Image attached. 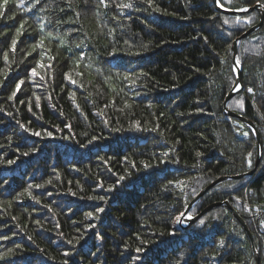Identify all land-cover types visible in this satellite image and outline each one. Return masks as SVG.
Instances as JSON below:
<instances>
[{
	"label": "trees",
	"instance_id": "16d2710c",
	"mask_svg": "<svg viewBox=\"0 0 264 264\" xmlns=\"http://www.w3.org/2000/svg\"><path fill=\"white\" fill-rule=\"evenodd\" d=\"M0 13V264H264V21L237 44L242 88L224 106L233 42L259 11L0 0ZM245 121L261 156L237 179L258 159Z\"/></svg>",
	"mask_w": 264,
	"mask_h": 264
},
{
	"label": "water",
	"instance_id": "95a60500",
	"mask_svg": "<svg viewBox=\"0 0 264 264\" xmlns=\"http://www.w3.org/2000/svg\"><path fill=\"white\" fill-rule=\"evenodd\" d=\"M213 4L215 5L216 7V10L217 11H220V12H223V13H226V14H241V13H245V12H249V11H253V10H257L260 12V15H261V20H260V23L257 25V26H254L253 28L249 29L246 33H244L243 35H241L240 37H238L234 42H233V46H232V50H233V66H234V69H235V73H236V76H237V81H236V84L233 88V90L230 92V94L227 96L225 102H224V106L226 107L227 104L229 103L230 99L236 95L240 89L242 88V83H241V67L240 65L237 63V44L239 41H241L243 38H245L246 36L250 35L252 32H254L255 30H258L262 25H263V21H264V12L261 10L260 6L257 5V6H254L250 9H248L247 11H227V10H224L222 9L218 3H217V0H212ZM236 116V115H235ZM237 118H241L239 116H236ZM246 124L253 130L258 142H259V147H258V159H257V162H256V165H255V168L248 174H243V175H239V176H236L234 178H242L244 176H247V175H252L256 169H257V166H258V163H259V159H260V156H261V146H260V136L258 135L255 127L252 125V123L250 122H247L245 121ZM224 180L223 178H220L219 180H217L216 182L212 183L211 185H209L204 191H202L198 197L190 203V205L186 208L185 212L183 213V215L180 217V220L178 222V224L180 225H183V226H187L190 222H192L194 219H189V216H188V213H189V210L190 208L201 198V196L204 195V193L209 190L210 188L214 187L218 182ZM223 205H226L228 206L227 203H223ZM216 205H212L210 207H208L207 209H205L203 212H201L195 219L199 218L202 214H204L207 210H210L212 209L213 207H215ZM238 218V215L235 214ZM240 220V219H239ZM241 221V220H240ZM241 224L242 226L245 228V230L247 231L246 229V226L245 224L241 221ZM248 235H249V238L251 239V235L249 234V232L247 231ZM258 264V262H257Z\"/></svg>",
	"mask_w": 264,
	"mask_h": 264
},
{
	"label": "snow or ice",
	"instance_id": "6c2138e0",
	"mask_svg": "<svg viewBox=\"0 0 264 264\" xmlns=\"http://www.w3.org/2000/svg\"><path fill=\"white\" fill-rule=\"evenodd\" d=\"M7 2V0H5V3ZM100 2L103 4V2H104V0H100ZM148 3H149V5L151 6V0H148ZM217 3L219 4V0H217ZM262 9H264V3H261L260 5H259ZM120 7H124V8H127V7H130V5H128V4H122V5H120ZM157 11H158V9H156ZM243 11H247V9H242ZM0 14H2V13H0ZM225 23H227V21H225ZM17 34L19 35V30H18V32H17ZM15 44H16V40H13L12 41V46H13V50H14V48H15ZM40 44H43V39H41V41H40ZM40 44H38V45H36L35 47H39L40 46ZM7 57L5 56V59H6ZM32 75L34 76V75H36V72H35V70L33 69L32 70ZM23 83V81H21L20 83H18L17 85H16V89H17V91L20 89V85ZM248 91H251V89H248ZM16 95V91H14L13 93H12V96H15ZM12 97H9V99H11ZM37 106H39V105H37ZM21 127H23V125H21ZM25 131H27V129H25ZM34 135H40V133H34ZM49 135H51V133H49ZM89 143H91V141H89ZM25 155H27V153H25ZM197 155H200L199 153L197 154ZM249 155V157L252 155V153H249L248 154ZM12 161H10V163H11ZM251 166V161H249V167ZM145 167H148V165H145ZM120 179L122 180V179H124V177H120ZM171 183V182H170ZM111 189H109V191H110ZM89 199H93V197H89ZM100 199H103V197H101ZM100 211H103V209H100ZM91 213H89L88 214V216L89 217H91ZM181 215H183V214H181ZM189 219H191V217H189ZM179 220H180V217L178 216L177 217V221L179 222ZM200 223L201 224H203L204 223V221L203 220H201L200 221ZM262 226H264V224H262ZM137 251L139 252V251H142V249H137Z\"/></svg>",
	"mask_w": 264,
	"mask_h": 264
}]
</instances>
